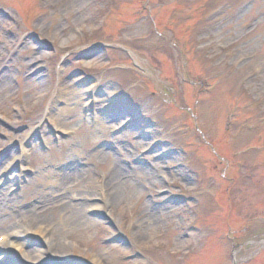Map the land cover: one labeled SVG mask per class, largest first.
<instances>
[{"label":"rangeland","instance_id":"374dc122","mask_svg":"<svg viewBox=\"0 0 264 264\" xmlns=\"http://www.w3.org/2000/svg\"><path fill=\"white\" fill-rule=\"evenodd\" d=\"M260 105L264 0H0V235L36 210L61 261L264 264Z\"/></svg>","mask_w":264,"mask_h":264},{"label":"bare ground","instance_id":"6f19581e","mask_svg":"<svg viewBox=\"0 0 264 264\" xmlns=\"http://www.w3.org/2000/svg\"><path fill=\"white\" fill-rule=\"evenodd\" d=\"M125 114V113H124ZM102 152V151H101ZM101 152H100V154H101ZM10 154V153H9ZM8 154V155H9ZM8 155H6V156H8ZM5 155L4 156H2V157H0V161H2V160H4L5 159V157H6ZM134 171V170H133ZM146 172H148V171H146ZM11 176H14V174L13 175H11ZM129 178L130 179V171L129 170H127L126 168H124V167H114L113 168V172H111V177L109 178V180L108 181H106L105 182V185H104V187H103V189H108V192H109V194H111L112 195V200L110 199V201H108V198H107V200L105 199V202H106V204H109V203H119V199H122V197H121V186H122V184H123V180L125 179V178ZM123 179V180H122ZM17 184H18V181L16 180L15 181ZM62 182H65V181H61V187H62ZM113 182V183H112ZM164 182V181H163ZM112 183V184H111ZM111 184V185H110ZM116 185L115 187H114V189L112 188V186L113 185ZM74 186V185H73ZM73 186H69L68 188H72ZM101 191H103V190H101ZM114 192V193H113ZM113 193V194H112ZM83 197L85 198V201L86 202H88L89 200L87 199V197H88V194H83ZM61 198H63L62 196H61ZM91 198V197H90ZM60 199V198H59ZM64 201V199H61L60 200V202H63ZM51 202H52V204L53 203H55V202H58V199H52L51 200ZM69 202H72V203H74V204H76V200H75V198H73V197H69ZM109 202V203H108ZM59 203V202H58ZM57 203V204H58ZM5 204V203H4ZM6 205V204H5ZM56 205V204H55ZM55 205H52V207L53 206H55ZM64 206V205H63ZM0 207H1V209H5V206H3L1 203H0ZM0 209V210H1ZM78 212H75V214H77ZM81 214V217L79 216V218L81 219V218H83V221L84 222H88L89 221V226L88 227H90V224H91V220L90 219H88V218H86L85 216H83V213L82 212H80ZM78 215V214H77ZM26 217L27 218H24L23 219V223L25 224L24 226L27 228V230H28V232H29V235L31 236V239H33V240H41L42 242H40V241H35V242H37V243H39V244H41V245H43V246H46V244H49V246H48V249H52L53 250V253H56L54 256L55 257H58V255L61 253V252H63L64 251V247H63V245H62V243H61V241H60V243H55L54 244V241L52 240V239H49L48 238V236L46 235V231H48V230H44L43 228H41V227H38L39 226V224H40V222L42 221V220H44V221H47L48 222V219H47V217H42V216H40V215H37V211L36 210H28L27 211V214H26ZM78 218V219H79ZM77 219V220H78ZM79 219V220H80ZM1 223L3 224V220H1ZM26 223H28V224H26ZM61 223H62V221H61ZM30 224H33V225H30ZM38 224V225H37ZM27 232V233H28ZM55 232V231H54ZM47 236V237H46ZM50 240V241H49ZM31 241V240H30ZM47 241H49V242H47ZM6 242H7V246H8V250L6 251V255L7 254H9L10 255V253H14V254H18L19 255V257L20 258H22V259H26V260H28V258H30V256L29 255H27V254H25V252L26 253H28L29 251H27L26 249H28V247H27V245H29V241H27V242H22V241H14L13 239L11 240V238L9 237V236H7L6 235ZM25 247H27V248H25ZM14 256V255H13ZM16 257H18V256H16ZM36 258H37V262L35 263V264H67V263H63V262H61V260H58V258H52V261L51 262H46L45 260H44V258L43 259H41V257H38V256H36ZM1 259H6V258H4L3 256H0V264H4L5 262H6V260H3V261H1ZM14 261V262H13ZM12 264H20L21 262H20V260L18 259V258H14L13 260H12V262H11Z\"/></svg>","mask_w":264,"mask_h":264}]
</instances>
